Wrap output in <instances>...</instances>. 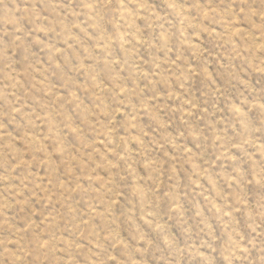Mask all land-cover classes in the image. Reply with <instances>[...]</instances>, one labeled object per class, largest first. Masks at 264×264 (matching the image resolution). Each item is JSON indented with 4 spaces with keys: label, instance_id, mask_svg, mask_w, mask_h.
Here are the masks:
<instances>
[{
    "label": "rangeland",
    "instance_id": "rangeland-1",
    "mask_svg": "<svg viewBox=\"0 0 264 264\" xmlns=\"http://www.w3.org/2000/svg\"><path fill=\"white\" fill-rule=\"evenodd\" d=\"M0 264H264V0H0Z\"/></svg>",
    "mask_w": 264,
    "mask_h": 264
}]
</instances>
